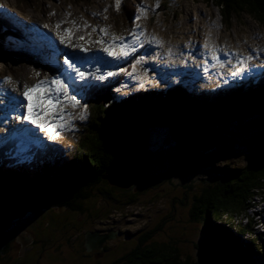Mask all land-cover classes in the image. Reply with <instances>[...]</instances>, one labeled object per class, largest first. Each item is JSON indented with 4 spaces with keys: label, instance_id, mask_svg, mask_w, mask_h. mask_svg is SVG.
<instances>
[{
    "label": "rangeland",
    "instance_id": "rangeland-1",
    "mask_svg": "<svg viewBox=\"0 0 264 264\" xmlns=\"http://www.w3.org/2000/svg\"><path fill=\"white\" fill-rule=\"evenodd\" d=\"M156 4H158V6L155 7L153 11V6ZM141 6L145 9L143 14L137 11ZM0 14L4 15L2 21L8 20L12 25L11 28L17 30L19 34L24 30V25L28 27H45L44 31L51 37V39H45L49 47L52 48L50 50L51 55H49V59L48 56L45 55L46 53L36 47V50L39 51L41 55H32L27 47H25L24 50L19 47L21 46L20 40L17 38L15 40L14 37L8 36L7 40L12 45L11 49L15 51L16 54L9 59L0 58V83H3L0 88L10 92L8 96L0 92V97H3L4 101L7 100L5 106L10 105L11 100L19 96H21V100L24 103L27 102L23 99V95L16 91L18 88H22L20 92L23 93L26 88H31L39 81H51L54 79V76L58 77L59 75L53 74V70L50 68L53 65L52 62L57 65V56L61 53L55 45H62L69 51L72 49L78 50L79 45L75 46L73 43H80L86 47V41H82L83 39H81V36L87 37L92 41L91 51L101 50L98 52L97 56L89 50V55L95 61V58L99 57L101 64L104 62L105 68L103 71H106H102L101 74L98 68H93V71L96 75H103L105 77L104 80L98 81L97 85L105 81L111 83L104 88L110 91L104 92L102 97L106 104L112 101L132 98L134 95L143 93L149 94L153 91L163 92L162 90L170 88L168 84L173 85L172 82H174V84L182 83L181 79L183 77L187 79L185 81L186 84L196 86L198 91L201 92L212 91L223 87L224 82L220 81V76L223 78L225 74L219 76L217 74L220 71L215 72L212 70L204 73L206 66L214 62L213 58L217 56L219 52L226 55L223 56L222 59L224 61H222L220 67L223 68V70L230 69V71H234L231 72L238 73V75L235 76L232 74L233 77L231 81H236L234 84L244 83L246 81L250 83L252 78L264 74V24L260 23L254 16L244 12L232 13L229 21L225 22L212 0H119L118 10L116 7V0H0ZM137 15H141L139 20L135 19ZM55 16L63 18L66 24H64L63 27H57L59 19ZM200 17L204 19V27L200 34L201 37L195 39L199 46L193 50V55L189 53L188 55L184 54L179 57L178 54L180 50H186L188 46L179 45L177 43L179 42L177 38L181 36L180 33L182 31L184 32L190 22H194ZM214 22H217L216 29L213 28ZM85 25L90 29L85 28V30L83 28ZM101 29H104V31L102 32ZM107 29L110 31L109 34L113 35L111 38L106 37L108 35L106 33L108 32L105 33V30ZM210 30L217 32L215 47L217 46L216 49L218 53L212 52V54L209 51V47H205L212 55L210 54V60H206L210 62L204 66L201 65L203 62L202 58L200 60L196 59L195 61L196 57L194 55L196 53L198 58L201 57L200 54H203L205 57L207 56L203 51V44L206 46L209 44L210 46V41L204 40L206 35L203 36V34ZM140 32H143L144 35H139ZM113 37H116L115 41ZM61 39L64 40V43H53ZM97 40L102 42H95V48L93 42ZM111 40L113 41L111 42ZM153 42L157 44V49L154 48L156 45H154ZM50 43H52V45H50ZM219 43L226 47L221 46ZM28 44L32 46L29 42ZM105 46H111L110 50L113 52L112 56H108L107 53L103 51ZM148 48L151 50L149 49V51H147ZM11 49L9 50L11 51ZM20 49L21 53H19ZM125 49L128 55L122 57L121 52ZM229 52L232 55H227ZM27 55H31L34 58L31 59L27 57ZM160 55L163 56L164 61L160 59ZM156 56L161 61L156 59ZM38 58L41 59V62ZM61 58L62 56H59V62L65 61ZM8 60H10V62ZM188 61H192L193 65L197 63L195 64V66L198 67L196 71L198 73L200 72L197 74L198 76H193L188 73L189 71H185V69H183L182 74L180 71L178 73V69L176 68H178L179 65L188 66ZM200 61L201 64H199ZM241 61H244L242 65L240 63ZM152 63L156 64V66H161L166 63L164 66L170 69H167L166 72H163V70L155 71L159 67H155ZM219 65L220 64L217 63V66ZM151 66L154 68L150 69ZM77 67H80V64L77 65ZM57 69L58 68H55L56 71ZM179 70H181V68ZM109 72L113 74L109 76ZM37 73H39V75H37ZM96 75H92V80H95ZM190 76L191 79H189ZM5 77H10L13 81L8 82ZM232 85H230V87ZM69 94L71 95V90H69ZM90 98L94 99V97H89V100ZM77 99L79 100V105L73 108L70 103L69 107L65 106L66 104L63 105L65 99L61 96L60 103L56 105V112L43 117V120L49 122V130L54 134L53 139L49 140L44 132L39 134L40 129L32 124L30 125V127L32 126V128L38 129L37 136L34 135V137L36 136V140L40 143V148H49L51 150L48 151V153H50L56 150L54 145H59L58 142H62L63 140L64 143L68 144L70 147L78 146V134L81 133V127L84 125V122L89 121L91 114L86 103V97H77ZM4 101L0 102V104H3ZM53 102L55 103V100ZM14 104L20 106L19 102ZM4 111V108L0 109V114L3 115ZM19 111L25 114L21 106ZM69 113H71V117H69ZM81 114L84 115V119H80ZM2 115H0V135L12 130L9 125L19 128L24 124L10 117L8 120L9 125H6V118L2 117ZM61 116L64 120V128H51L50 126L56 122L54 117L59 118ZM38 120L37 123L43 122V120ZM254 121H256V126L258 128L245 134L239 135L227 129L226 134L228 139H237V141H239V139H251L263 135L264 115L255 118ZM22 128L25 129V127ZM161 137L162 136L158 135L157 139ZM0 138L3 139L6 138V136L4 137L2 135ZM159 145H163L162 140L159 142ZM19 147L22 146L18 145V148L16 146L14 147V158L22 159L32 152L28 149L29 147L23 146V148L20 149ZM73 151H75V149ZM70 153L73 154L72 150H70ZM34 155L36 158L39 156L37 152H35ZM43 157H45V155ZM247 159L248 151L243 146L238 143H228L227 146L215 151L213 159L208 161L206 166L200 171L192 174L188 181L174 178L170 184L165 185L163 188L156 187L154 191L148 190L146 197L140 200L141 204H136L134 206L125 205L124 202H122L124 198L119 197L120 202L118 205H110L107 207L110 213H113V216H110V222L107 221L106 223L107 227L110 229L109 231L118 233L119 237L116 236L114 240L108 241L107 245L111 248V253L113 251V254H109L108 258L99 259L100 257L94 256L96 260L99 259L100 261L97 264H110L121 257L129 256L132 249L138 245V236L144 232H153L151 237L152 242L158 243L161 246L163 245L164 247L176 248L183 259L194 261L195 244L199 243L202 238L201 236L204 235L201 231V224L198 223L199 221L195 222L191 219L190 200L195 194L199 193L203 186L202 181L208 177V165H235L240 167L247 162ZM33 160H35V158ZM158 185L160 184L158 183ZM99 186L100 183L91 187L88 186L84 191L86 195H89L85 203L90 202L92 204V213L98 212L97 210L103 203L102 200L104 201L96 192ZM186 186H192L196 193L187 192V189L185 190ZM99 198L101 200H99ZM252 201L255 202L254 204L256 206L249 211L250 215L248 216V221L252 222L251 234L256 236L260 235L259 237L263 240L264 233L262 232H264V225L262 220H264V189H260L259 192L257 190ZM68 204L72 208L75 203L69 201ZM55 211L62 212L63 209H60V207L55 208L54 213L41 212L26 220L28 224H20L17 226L16 230H26L27 232L40 231L46 233L51 231L53 227H56V231L52 232L54 234L50 237L47 246L49 248L55 247L56 244L54 241L57 240L59 251L68 253L67 250L70 241L67 242V240H70L72 233L69 228H60L58 226L56 221H60L61 218L55 215ZM252 213L257 214L251 215ZM41 218L45 219L39 220ZM76 219L78 221L80 216L76 215L74 218L72 217L69 221L71 225H69L74 226V224H76ZM32 221L36 222L35 224L37 225H34ZM18 250L19 247L17 245H11L8 253H4L2 258L4 260L14 259L17 257ZM88 257L89 261H79V259L76 260V258L75 261H73L70 255L67 264H96L93 256L89 255ZM256 261L257 264H264V256L261 258L259 257Z\"/></svg>",
    "mask_w": 264,
    "mask_h": 264
},
{
    "label": "trees",
    "instance_id": "trees-1",
    "mask_svg": "<svg viewBox=\"0 0 264 264\" xmlns=\"http://www.w3.org/2000/svg\"><path fill=\"white\" fill-rule=\"evenodd\" d=\"M212 2L225 22L229 21L232 13L244 12L264 24V0ZM4 28L3 21L0 31ZM0 56H6L1 49ZM248 84L218 95H198L176 89L172 92L134 95L105 105L103 93L94 95V99L87 100L91 115L78 134V146L72 149L64 146L67 152H73L68 156L60 152L68 157L66 160L44 162L21 170L15 167L14 161L0 154V183L13 178L21 179L20 186L27 181L35 186L24 199L21 194H16L18 201L17 197L14 200L8 195V190L0 186V255L8 248L3 245V241H7L5 231L21 221L22 216L16 211L24 209L19 202L22 199L25 204L23 213H54L55 208L70 207L68 202L73 201L72 210L77 212L73 213V218L76 215L84 217L85 214L81 212H86L87 218H92L95 215L92 204L85 203L89 195L84 191L88 186L100 183L96 192L104 199L102 205L106 208L107 204L118 205L119 197L124 198L122 202L125 205L127 199L129 205L146 197L148 189L136 193L119 192L121 190L109 187L102 180L111 160L109 151L113 134L133 122L147 127L155 137L162 136L159 139H162L163 145L158 148L163 154L149 175L152 181L160 184L157 187L163 188L174 178L188 181L192 174L213 159L215 151L228 143L243 146L248 151V159L240 167L208 165V177L202 181L203 186L198 194H195L192 186L185 187L187 192L195 194L190 200V216L193 221H199L204 235L195 244L194 261L183 259L176 248L162 247L152 242L153 232H144L137 237L138 245L129 256L110 264H257L256 260L264 256V243L259 236L251 234L252 222L247 220L248 209L255 207L252 200L257 190L264 189V134L239 141L229 140L226 134L227 129L235 130L239 135L257 129L253 119L264 115V79L255 85H251V82ZM54 172H58L56 178L51 179ZM106 212L110 213L108 210ZM240 217H245L246 222ZM109 254H113V251L103 259L108 258ZM71 258L73 261L75 258L89 261L88 255H71ZM99 262L95 260L96 264Z\"/></svg>",
    "mask_w": 264,
    "mask_h": 264
},
{
    "label": "water",
    "instance_id": "water-1",
    "mask_svg": "<svg viewBox=\"0 0 264 264\" xmlns=\"http://www.w3.org/2000/svg\"><path fill=\"white\" fill-rule=\"evenodd\" d=\"M234 132L236 133L235 130ZM161 140L162 139H157V137L153 136L147 127L137 125L133 122L116 130L111 138L109 151L111 160L105 170L102 180L105 181L109 187L121 190L119 192L127 191L128 193L131 191L132 193H136L147 189L155 190L158 182L152 181V177L149 175L154 166L157 165L156 163L160 160V155L163 154L162 150L158 148V146L160 147L159 142ZM56 173L58 172H54L51 179L56 178ZM0 184L1 188L8 190V195L12 196L14 200L15 197H17L16 194H21V197L24 199L25 196L30 195L35 189V186L28 181L20 186L21 179L7 178ZM21 187L23 188L22 190ZM18 199L17 197L16 201H18ZM23 199L19 202L23 205L24 209L19 210L20 212H18V210L16 211L22 216L21 221L5 231V233H7V241H3L5 247L13 245L12 241H14L13 243L17 241L21 243V249H24L31 241V239H28L29 237L23 236V232L26 230L17 231L16 228L20 224H28L26 220L39 213H23L25 212ZM60 209H63V206H60ZM59 212L60 211H55V213ZM32 223L36 225V222L32 221ZM116 236L119 237L116 232H108L102 236H99L97 231L88 232L84 235V248L88 252L99 251L103 243L114 240Z\"/></svg>",
    "mask_w": 264,
    "mask_h": 264
},
{
    "label": "snow or ice",
    "instance_id": "snow-or-ice-1",
    "mask_svg": "<svg viewBox=\"0 0 264 264\" xmlns=\"http://www.w3.org/2000/svg\"><path fill=\"white\" fill-rule=\"evenodd\" d=\"M119 0H116V7L118 10ZM158 4L153 6V11ZM139 13L143 14L145 9L141 6L137 10ZM141 15L135 17L136 20H139ZM59 27V25H57ZM87 27V25H85ZM103 32L104 29H101ZM139 35H144L143 32H140ZM83 39V37H81ZM113 40H116V37H113ZM101 43L102 41H97ZM61 43H64V40L61 39ZM111 46H105L103 51L107 53L108 56H112L113 52L110 50ZM81 52L84 51L83 48L80 49ZM127 50H122L121 56H127ZM88 58H81L77 56H70L64 61V64L67 66L69 71H63L61 74L65 77L64 81H61L59 77L52 79L51 81H39L37 84L33 85L31 88H26L23 91V99L27 101L26 105V114L21 113V123L27 121L29 124H32L40 129L41 132H44L47 135L48 139L51 140L54 138V134L49 130V122L43 120V117L48 116L56 112V105L60 103L61 96L70 103L73 108H76L79 105V100L77 97H84L87 95L90 88L99 87V85L94 84L85 72L81 70L80 67L76 65L80 62H87ZM97 63L100 62V58H95ZM71 61V62H70ZM241 65L244 61L240 62ZM135 66V65H134ZM57 71H61L59 68ZM74 74V75H73ZM113 73L109 72L108 75L111 76ZM39 75V73H37ZM233 75H238V73H233ZM105 77L103 75H96V81H102ZM69 90H71V95H69ZM55 100V103L53 102ZM71 117V113L68 114ZM43 120L41 123H37V120ZM55 123H53L51 128H64L63 117L55 118ZM80 119H84V115H80Z\"/></svg>",
    "mask_w": 264,
    "mask_h": 264
},
{
    "label": "flooded vegetation",
    "instance_id": "flooded-vegetation-1",
    "mask_svg": "<svg viewBox=\"0 0 264 264\" xmlns=\"http://www.w3.org/2000/svg\"><path fill=\"white\" fill-rule=\"evenodd\" d=\"M112 189V188H111ZM113 190V189H112ZM137 201V202H136ZM135 202L129 204L128 206H134L136 204H141V202H138L136 200ZM129 203V200L127 199V204ZM126 204V205H127ZM109 205L107 204V207ZM71 207L63 206V211L59 213H55L56 216L60 217L61 220L57 222L61 226L60 228H69V230L72 233V237L70 238V242L68 244V253H62L59 251V246L57 245V240L54 241L56 244L55 247H48L47 243L50 240V237L54 234L52 232L56 231V227H53L51 231H48L46 233L40 232V231H24V237H29L28 239H31V241L28 243V245L21 249V243L12 241V244L14 246L17 245L19 247L17 257L14 259H6L4 260L2 257L4 253H8L10 246H8L7 250L3 252L2 255H0V264H67V261H69L70 255L78 257V256H93V258L96 260V257H100L99 259H103L106 254L110 253V247L107 245L108 241L103 243L101 245V249L99 251H86L84 248V235L88 232H95L97 231L99 236H102L109 231V227H107L106 223L107 221L110 222L109 217L113 216V213H107L106 210H108L104 205H101L98 212L95 213L94 216H89L87 218L86 212L84 213V217H81L78 221L76 220V224L74 226H70L71 222L70 219L73 216L74 212ZM79 211V210H77ZM109 211V210H108ZM91 218V219H90ZM87 219H90L86 221ZM70 224V225H69ZM113 228V227H110ZM54 230V231H53ZM81 237V238H80ZM97 259L96 261H98Z\"/></svg>",
    "mask_w": 264,
    "mask_h": 264
},
{
    "label": "bare ground",
    "instance_id": "bare-ground-1",
    "mask_svg": "<svg viewBox=\"0 0 264 264\" xmlns=\"http://www.w3.org/2000/svg\"><path fill=\"white\" fill-rule=\"evenodd\" d=\"M199 9V8H198ZM198 11V10H197ZM200 11V10H199ZM202 13V12H201ZM204 16V15H203ZM202 17V16H201ZM198 18V20H196V21H194V22H190L189 23V26H187L186 28H185V30H184V32L182 31L180 34H181V36L179 37V38H177L178 39V41L179 42H177L179 45L180 44H182V45H185V46H188V48L186 47V50H187V53H186V50H180V52H179V54H178V56L179 57H181L182 55H188L189 53L191 54V55H193V50L194 49H196L199 45H198V42H196L195 41V39L196 38H199V37H201V32H202V30H203V27H204V19L203 18ZM192 18V17H191ZM190 19V18H189ZM202 19H203V21H202ZM217 22H214V24H213V28L214 29H216L217 28ZM204 35V34H203ZM216 35H217V32L216 31H214V30H212V32H210L209 33V38L208 39H206V40H209L210 41V46H209V44L206 46L205 44H203V51L205 52V55H207L206 57L204 56V57H202V60H210V56L214 53V52H217V49H216V47H215V42L217 41L216 40ZM249 39H252V38H249ZM113 40H111V42H112ZM222 41V40H221ZM206 43V42H205ZM228 43H229V41H228ZM221 46H225V45H222L221 43H219ZM230 46V45H229ZM228 46V47H229ZM205 47H209V51L212 53H210ZM226 47V46H225ZM149 49L150 48H148L147 49V51H149ZM151 50V49H150ZM146 51V52H147ZM223 51V50H222ZM117 52V51H116ZM211 54V55H210ZM196 53H195V57H196ZM201 56H202V54H200ZM227 55H232L230 52L227 54ZM223 56H226L224 53H222V52H219V54H218V56H216L215 57V59H213V61H215V62H217L218 64H220L219 66H218V69H220L221 67V63H222V61H224L222 58H223ZM190 57H192V56H190ZM184 58V57H183ZM210 61H206V62H202V64H201V61L199 62V64H201V65H204V66H206L208 63H209ZM196 64V63H195ZM194 64V65H195ZM208 66V65H207ZM206 66V67H207ZM149 68V67H148ZM147 68V69H148ZM151 68H154L153 66H151L150 67V69ZM63 69V68H62ZM212 69H214V67H212ZM211 68L209 69V70H212ZM221 69H223V68H221ZM201 71V70H200ZM224 71H225V69H224ZM228 72V71H227ZM146 73V72H145ZM156 73V72H155ZM188 73H190V74H192L193 76H195L196 77V75L197 74H199L196 70H193V71H191V72H188ZM198 76V75H197ZM189 79H191V76L189 77ZM191 81V80H190ZM247 82V81H246ZM26 107V106H25ZM238 108V107H237ZM1 109V108H0ZM4 109H5V107H4ZM240 109V108H239ZM238 111V110H237ZM22 125H25V124H22ZM27 127V129L30 131V133H31V135L34 137V135H36V131H34V130H30L29 128H28V126H26ZM1 140H2V138H0ZM17 148H18V146H16ZM24 147H28V146H26V145H24ZM20 148H23V147H19V149ZM29 149V148H28ZM264 222V221H263ZM108 232H112V231H107V233Z\"/></svg>",
    "mask_w": 264,
    "mask_h": 264
}]
</instances>
